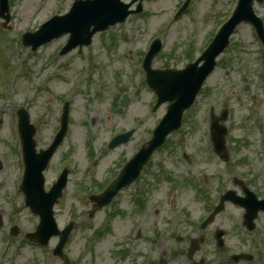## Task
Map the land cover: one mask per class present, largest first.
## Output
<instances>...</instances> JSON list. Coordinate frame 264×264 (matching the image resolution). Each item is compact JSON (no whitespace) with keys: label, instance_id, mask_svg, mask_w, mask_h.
I'll return each instance as SVG.
<instances>
[{"label":"rangeland","instance_id":"374dc122","mask_svg":"<svg viewBox=\"0 0 264 264\" xmlns=\"http://www.w3.org/2000/svg\"><path fill=\"white\" fill-rule=\"evenodd\" d=\"M9 1L11 16L7 28L1 27L3 20L0 18V56L5 69L3 73L8 79L0 69V214L3 217L0 264H62L61 258L52 254L57 237H52L48 247L43 249L35 246L23 234L34 230L38 216L32 214L23 202V193L13 188L21 168L15 156L17 146L11 131L12 125L15 126L12 122L15 121V115L10 110L19 109L20 106L27 108L30 122L36 125L37 148H44L57 127L56 116L60 103L61 110L64 102L70 101L64 95L72 99L70 135L56 149L45 177L48 187L54 179L61 157H68L67 163L74 167L69 174L70 183L62 203L58 202L59 205L54 206L59 228L70 221L75 223L74 234L64 250L74 259L73 264H126L115 253L122 236L118 230L119 220L115 218L112 233H105L102 237H95V231L104 218V212L96 213L91 225L87 221L91 204L86 198L98 189L86 177V161L89 157L92 160L99 158L101 171L114 161L119 152L129 156L135 147L151 136L153 127L165 113L166 103L152 114L147 112L155 96L143 84L145 79L142 78V71L140 74L135 68L151 36H163L165 40L162 52L153 58L152 66L160 69L182 68L207 44L214 29L228 16L234 0H192L190 9L167 29L162 26L167 15L182 0H145L143 6L146 13L143 16L129 15L124 23L109 27L106 33H95L88 50L84 46L80 54L72 51L62 56L57 51L66 41L65 34L35 51L30 46L22 45L21 37L22 33L37 29L51 16L68 12L74 0ZM27 7L29 9L24 14L22 11ZM254 11L264 24V0L254 4ZM186 49H190L189 55ZM259 51L251 27L241 23L231 39L229 49L219 56V66L208 77L196 106L184 113L183 116L187 118L182 132L169 139L172 142L171 152L164 155V159L168 158L169 162L174 163V160H179L182 150L193 157L190 162L180 159L179 166L175 163L176 167L173 168L177 177L190 173L200 176L202 171L207 175L215 171L217 175L223 176V165L215 157L212 158L215 164L213 168L211 164L206 168L199 167L198 161L201 162L203 156L208 155L206 146L211 109L214 115H219L226 107L229 117L224 124L228 126L226 137L230 139L227 147L232 151L234 164L231 170L240 175L247 174L252 187L264 194V69ZM3 87L9 88L4 91ZM6 91L11 95L6 97ZM123 94L130 99L126 107L120 106ZM143 114L147 119L137 127L128 143L106 149V141L113 131L137 125L138 118ZM181 135V139L186 142L183 148L177 145ZM245 138L247 142L244 144L237 142L245 141ZM89 149L92 155L88 154ZM82 180L85 189L78 191L74 183ZM20 182L21 179L19 185ZM154 185L156 197L166 195L167 184L163 187V184L155 182ZM228 186L232 187L231 184ZM185 194L189 196L188 192ZM185 194L180 190L179 206L190 205L187 200L189 197ZM241 212L239 207H231L222 214V226L227 229L223 251L225 259L230 254L247 253L252 254L253 259L242 264H264V213H260L257 220L262 230L248 232L237 227ZM14 223L21 229L15 237L10 234ZM177 264H181V261L178 260Z\"/></svg>","mask_w":264,"mask_h":264},{"label":"flooded vegetation","instance_id":"af4514ba","mask_svg":"<svg viewBox=\"0 0 264 264\" xmlns=\"http://www.w3.org/2000/svg\"><path fill=\"white\" fill-rule=\"evenodd\" d=\"M170 148L168 143L156 151L154 160L148 162L141 175L121 190L108 208L103 209L107 211L108 218L111 217V222L115 218L119 220L122 234L119 257L126 264H177L178 260L181 264H225L221 258L223 249L217 246L216 238L217 231L222 230V213L214 212L218 203V198H213L216 177L212 174L207 176L205 171H202L201 178L199 175L177 177L173 168L175 163L179 166L180 159L190 162L193 157L182 152L179 160L169 162L163 157L171 152ZM135 153V149L129 156L122 152L106 168L94 172L93 180L89 182L99 189L97 193L113 182L123 163ZM203 159L201 162L196 159L199 167L212 165L209 155L203 156ZM57 175L54 178L57 179ZM155 182L163 184V187L167 184L166 195L155 196ZM74 185L84 189L85 182ZM180 190L183 194L188 192L189 196H185L190 197L187 199L190 205L173 207L170 204L174 201V192L179 196ZM225 204L226 210V206L231 204ZM213 212L212 219H209ZM239 226L245 229L242 223ZM193 239L199 241V246L193 254H189Z\"/></svg>","mask_w":264,"mask_h":264},{"label":"water","instance_id":"95a60500","mask_svg":"<svg viewBox=\"0 0 264 264\" xmlns=\"http://www.w3.org/2000/svg\"><path fill=\"white\" fill-rule=\"evenodd\" d=\"M0 15H3L7 9L6 0H0ZM119 0H86V1H78L72 6L71 13L61 16L54 17L49 22L42 25L40 30L35 33V35H25L23 37V43L25 45L31 44L33 48L40 45V43L49 41L53 36L61 35L62 32H71V38L69 42H71V46L77 44L76 40L79 38H83L85 36L86 41L89 40L91 35L95 33V30L101 29L104 30L106 27L115 23L119 18L123 20L124 16L127 14L123 12V9L120 7ZM122 7L126 10L127 7L122 5ZM243 8V4H240L239 9ZM122 9V10H121ZM123 14V15H122ZM120 16V17H119ZM8 20V15L4 17ZM253 22L257 25L259 21L252 14ZM58 23V27H51L50 25ZM93 25V29L89 31V27ZM225 29L221 32V35L224 34ZM38 38V39H36ZM33 39L36 41L32 42ZM81 42V41H80ZM224 45V41L221 42L220 37L218 40L213 42L208 48L207 55L205 58L208 60L207 65H203L202 67H196V64L189 65L186 71L178 72V76H176V80H174L164 91V99L165 98H177L175 104L172 105L169 109V113L165 116L166 118L157 127L156 133L159 138L161 134L166 133L173 127H176L179 123L181 112L184 108H186L189 102L192 101L193 93L198 90L201 84V80L206 73V69H210L214 63V56L222 49ZM204 58V57H203ZM166 78V77H164ZM170 78V77H169ZM168 79V78H166ZM154 83V82H153ZM157 83V82H156ZM154 83V86L159 93H161V85ZM159 83V82H158ZM19 124H20V133L23 137V146H24V157H26L27 164V173H26V182H30V178H38L41 176V171L45 168L46 161L49 157V150L45 151L41 154V159H38V156L34 153V142L32 141V133L34 131L33 127L28 123V115L26 112H19ZM173 119L172 127L167 128L168 119ZM214 126V125H213ZM223 132L224 129L217 128L214 126L213 138H215L216 144L215 148L217 151L221 152L223 148ZM163 135V134H162ZM160 141V140H155ZM36 192L35 194L28 193V203L31 204L34 212H38L41 215L39 229L35 234H32L34 238L38 239L40 242L45 243L52 234H57L56 223L53 220V212H51V206L55 201V197L57 194L53 195L50 201L46 202H38L40 197H44L43 190H41L42 183L35 182ZM37 194V195H36ZM247 209L252 211L255 209L252 203L247 202ZM253 211L249 213L248 220L250 221L253 217ZM71 229V225L66 229L61 231L62 237L59 242V246L56 248V253H60L62 244L67 239L69 232ZM42 236V237H40Z\"/></svg>","mask_w":264,"mask_h":264},{"label":"bare ground","instance_id":"6f19581e","mask_svg":"<svg viewBox=\"0 0 264 264\" xmlns=\"http://www.w3.org/2000/svg\"><path fill=\"white\" fill-rule=\"evenodd\" d=\"M29 8L27 7V8H25L22 12L25 14V13H27V10H28Z\"/></svg>","mask_w":264,"mask_h":264}]
</instances>
